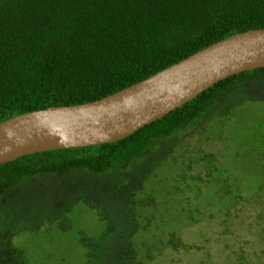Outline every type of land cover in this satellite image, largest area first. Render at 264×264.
<instances>
[{
  "label": "rangeland",
  "instance_id": "obj_1",
  "mask_svg": "<svg viewBox=\"0 0 264 264\" xmlns=\"http://www.w3.org/2000/svg\"><path fill=\"white\" fill-rule=\"evenodd\" d=\"M150 146L112 198L120 170L78 194L54 174L8 187L0 264H264V75Z\"/></svg>",
  "mask_w": 264,
  "mask_h": 264
},
{
  "label": "trees",
  "instance_id": "obj_2",
  "mask_svg": "<svg viewBox=\"0 0 264 264\" xmlns=\"http://www.w3.org/2000/svg\"><path fill=\"white\" fill-rule=\"evenodd\" d=\"M263 27L264 0H0V122L97 100L217 40ZM259 75L264 67L217 81L114 141L45 150L2 163L0 196L24 178L44 174L83 193L100 175L120 170L107 185L112 198L122 191L119 187H129L128 175L135 169L129 165L153 141L195 123L222 95ZM69 171L84 172L82 181ZM114 228L109 224L106 233ZM125 228L130 240L132 229Z\"/></svg>",
  "mask_w": 264,
  "mask_h": 264
},
{
  "label": "water",
  "instance_id": "obj_3",
  "mask_svg": "<svg viewBox=\"0 0 264 264\" xmlns=\"http://www.w3.org/2000/svg\"><path fill=\"white\" fill-rule=\"evenodd\" d=\"M261 67L264 27L231 34L97 100L51 106L1 121L0 164L35 152L114 141L215 82Z\"/></svg>",
  "mask_w": 264,
  "mask_h": 264
}]
</instances>
